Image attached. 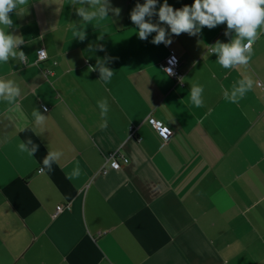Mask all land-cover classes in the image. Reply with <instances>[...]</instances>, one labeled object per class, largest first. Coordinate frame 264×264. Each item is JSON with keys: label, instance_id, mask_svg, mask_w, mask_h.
Instances as JSON below:
<instances>
[{"label": "crops", "instance_id": "0c3cea01", "mask_svg": "<svg viewBox=\"0 0 264 264\" xmlns=\"http://www.w3.org/2000/svg\"><path fill=\"white\" fill-rule=\"evenodd\" d=\"M109 2L119 16L86 23L73 0H28L10 13L7 31L23 37L27 60L0 64L23 113L0 100V264H264V31L247 69H223L206 45L230 42L226 24L155 45L156 33L141 41L130 20L144 0ZM83 28L79 41L73 32ZM40 48L48 59L36 64ZM172 53L181 85L162 66ZM106 56L114 74L104 84L88 69ZM245 74L253 89L238 104L225 100ZM194 84L204 89L199 108ZM34 109L47 117L42 128ZM149 115L172 129L166 144ZM26 139L39 145L34 157L19 149ZM50 151L63 155L41 172ZM113 153L120 169L106 162ZM77 164L80 176L68 179Z\"/></svg>", "mask_w": 264, "mask_h": 264}, {"label": "clouds", "instance_id": "9594fccd", "mask_svg": "<svg viewBox=\"0 0 264 264\" xmlns=\"http://www.w3.org/2000/svg\"><path fill=\"white\" fill-rule=\"evenodd\" d=\"M28 5V0H0V64H6L10 58L24 63L27 57L18 48L24 44L23 37L9 33L8 29H13V20L10 13L15 12L21 6ZM79 5V7H77ZM89 5L91 10L85 7ZM72 6L83 22L91 21L97 17L107 18L109 13L119 16L121 9L112 8L109 0H73ZM157 0H144L143 5L137 3L130 12V20L138 28L137 36L143 41L149 34L155 32L156 35L152 43L170 45L172 40L166 36H179L187 33L189 36H197L202 28L213 29L220 24H226L225 36L232 37L229 43L216 41L214 45L206 47L211 54H215L216 62L223 69H247L253 55V44L259 39L264 31V0H193L191 6L184 5L180 9L174 10L164 0L156 11ZM158 17L157 23H152L151 18ZM146 17L148 20L146 21ZM161 24L167 25V29ZM234 33V36L232 34ZM75 39L84 41L87 36L85 29L73 32ZM99 51H105L103 46H99ZM89 51L93 47L89 46ZM115 58H97L94 66H89V72L99 70V81L107 84L111 81L114 72L104 67L105 63ZM256 82L250 75H243V78L236 82L232 88L224 89L225 100L238 104L245 95L251 91ZM203 86L194 84L190 89L191 103L199 108L203 106ZM20 88L12 80L0 79V100L6 101L10 106V113H19L23 116L21 107L16 103L20 96ZM101 117L104 118L103 127H107V113L109 111L106 99L98 102ZM46 112L47 109L45 108ZM36 126L43 127L47 117L34 109L32 112ZM26 119V117H23ZM21 152H27L34 157L39 149V145L33 143L31 139H26L19 143ZM63 155L60 151H50L41 161V172L52 171L53 163L57 162ZM81 169L77 164L68 175V179L79 177Z\"/></svg>", "mask_w": 264, "mask_h": 264}, {"label": "built area", "instance_id": "2783aa9c", "mask_svg": "<svg viewBox=\"0 0 264 264\" xmlns=\"http://www.w3.org/2000/svg\"><path fill=\"white\" fill-rule=\"evenodd\" d=\"M38 60H43L46 57V53L44 49H39L37 52ZM163 69L164 71L172 78L174 79L178 84H182V74L179 71V59L175 54H170L166 57V59L163 61ZM258 87L262 90L263 92V97H264V85L258 81L257 83ZM147 122L150 124L157 135L160 137V139L163 141V143H167L173 132L171 128L168 126L164 125L161 121L154 119L151 116L147 117ZM117 154L113 153L108 155L106 158V161L110 162V168L111 169H120V164L117 161L116 158ZM124 162H128V159L124 158ZM62 210V206H58L56 208V213H59Z\"/></svg>", "mask_w": 264, "mask_h": 264}, {"label": "trees", "instance_id": "16d2710c", "mask_svg": "<svg viewBox=\"0 0 264 264\" xmlns=\"http://www.w3.org/2000/svg\"><path fill=\"white\" fill-rule=\"evenodd\" d=\"M40 49H44V48H40ZM45 50V49H44ZM38 52V51H37ZM45 53H46V50H45ZM177 56V55H176ZM48 59V55H47V53H46V57L43 59V60H38V56H37V53H36V64H40V63H42V62H44V61H46ZM166 73V72H165ZM167 74V73H166ZM168 75V74H167ZM169 76V75H168ZM170 77V76H169ZM171 78V77H170ZM172 79V78H171ZM174 82H176L174 79H172ZM182 83H183V81H182ZM175 84H178L177 82L175 83ZM178 85H180V84H178ZM47 109V107L46 106H44L43 107V109ZM150 116V115H149ZM152 117V116H151ZM155 119V118H154ZM146 122H147V120H146ZM148 123V122H147ZM150 125V124H149ZM151 126V125H150ZM167 126V125H166ZM170 128V127H169ZM172 130V129H171ZM172 137V136H171ZM160 138V137H159ZM171 139V138H170ZM162 141V140H161ZM162 143H163V141H162ZM164 144H166V143H164ZM107 162V164L109 165V167H110V162H108V161H106ZM120 164V163H119Z\"/></svg>", "mask_w": 264, "mask_h": 264}]
</instances>
